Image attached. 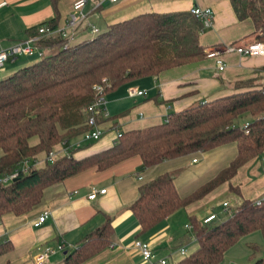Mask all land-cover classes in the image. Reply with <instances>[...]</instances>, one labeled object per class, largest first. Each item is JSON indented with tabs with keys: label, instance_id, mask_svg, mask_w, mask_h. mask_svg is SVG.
I'll use <instances>...</instances> for the list:
<instances>
[{
	"label": "trees",
	"instance_id": "1",
	"mask_svg": "<svg viewBox=\"0 0 264 264\" xmlns=\"http://www.w3.org/2000/svg\"><path fill=\"white\" fill-rule=\"evenodd\" d=\"M229 3L235 18L250 20L254 40L264 44V0ZM49 27L54 28L52 24ZM201 30V23L189 12L145 14L111 25L92 39L71 43L53 36L38 42L42 57L0 80V177L28 163L25 173L18 172L9 183L0 185V218L8 213H28L39 204L45 188L90 169L100 172L138 157L137 172H141L163 161L235 144L236 155L228 166L185 198L177 196L171 175L141 185L129 211L143 234L227 182L243 164L261 155L264 119L255 118L264 115V86L199 103L168 115L156 126L119 133L110 148L81 159L73 158L77 148L41 169L30 164L36 155H47L55 145L68 143L88 130L86 108L95 99L94 86L103 87L105 95L203 60L204 51L198 43ZM246 116L251 119L244 134L235 122ZM100 119L96 117L97 125ZM31 139L37 143L30 146ZM214 220L205 225L189 221L197 248L176 264H219L229 248L254 232L264 243V199L258 206L243 201L226 212L223 222ZM111 221L104 216L99 227L63 255L62 264H81L108 247L113 236ZM248 249L254 256L257 247ZM5 251L0 244V255ZM254 264H264V256Z\"/></svg>",
	"mask_w": 264,
	"mask_h": 264
},
{
	"label": "crops",
	"instance_id": "2",
	"mask_svg": "<svg viewBox=\"0 0 264 264\" xmlns=\"http://www.w3.org/2000/svg\"><path fill=\"white\" fill-rule=\"evenodd\" d=\"M74 1L0 0V51L35 37L40 26H65ZM193 7L208 9L212 14L208 27L201 23L198 43L203 51L254 41L256 35L251 21H238L229 0H119L114 4L106 0H88L81 10L83 19L72 31L70 42L92 39L109 26L137 16L190 13ZM221 58L225 64L222 72L214 68L213 60L204 58L106 93V117L100 116L102 119L98 124L102 136L96 142L82 143L80 149L73 153V158L81 159L110 148L115 141V131L143 130L162 124L170 114L235 95L242 88L239 83L249 81L252 90L264 86V57L239 58L234 54H222ZM34 61V57L9 58L0 68V80ZM128 89L144 91L145 96L129 98ZM36 143V139L29 141L30 146ZM66 145L61 143L52 147L56 159L67 155L64 152ZM235 155V144L228 143L206 153L163 161L141 172H137L139 158L132 157L104 171L90 169L51 185L42 191L39 204L28 213L1 216L0 244H4L6 251L0 255V264H35V257L44 249L56 250L58 246L62 249L54 251L43 264H62L63 255L99 227L104 216L112 220V242L81 264H142L132 248L136 241L146 242L155 258L176 264L181 260L177 252L179 248H185L188 255L197 248L192 232L185 229L190 220L200 223L207 216L214 215V221L223 222L226 212H231L241 202L264 199V151L243 164L227 182L143 234L129 211L138 188L157 177L171 175L177 196L185 198L211 181ZM45 156L44 153L36 155L30 164L35 169L43 168ZM92 190L105 192L88 200ZM223 204L227 205L225 210ZM44 212L47 213L46 220L33 227V222ZM253 245L257 247L254 256L248 249ZM259 248L264 249V243L261 235L254 232L229 248L219 264L254 263L263 256L261 251L256 258Z\"/></svg>",
	"mask_w": 264,
	"mask_h": 264
},
{
	"label": "built area",
	"instance_id": "3",
	"mask_svg": "<svg viewBox=\"0 0 264 264\" xmlns=\"http://www.w3.org/2000/svg\"><path fill=\"white\" fill-rule=\"evenodd\" d=\"M88 0H75L72 4L71 13L68 16V20L66 25L60 28H48L45 26H40L37 28V35L32 37L24 42L13 44L5 50L0 51V68L2 65L9 59L18 56L24 57H34L39 59L42 57V51L37 47L38 42L48 37L58 36L59 38L70 41L72 39V31L78 26V24L82 21L83 16L81 15V10L84 7ZM119 0H106L107 3L114 4ZM190 13L205 27H208L211 22L212 14L208 9H200L198 7H193L190 10ZM95 32V30H93ZM222 54H234L239 58H258L264 57V44L260 42H250L247 44H229L223 46L221 48H209L204 51V55L206 59L213 60L214 68L218 72H222L225 68V64L222 61ZM93 92L95 95V99L87 108L86 111L89 113V117L86 121V126L88 130L82 134L78 140H75L70 143H64L66 145L64 152L68 154V151L71 149H77L80 147L82 143L95 142L99 140L102 136L103 132L99 129L98 125L95 123L96 117H106L105 112V100L103 95V87L94 86ZM127 96L129 98L145 96L144 91H137L135 89H128ZM264 119V115L257 116L255 119ZM250 121H245L239 128L247 134V129ZM115 133V139L118 137V132ZM67 156V155H66ZM56 160V155L52 151L45 156V164L52 163ZM192 162H195L193 160ZM28 163H23L18 171H14L12 174L8 176L0 177V185H5L9 183L13 178L16 177L18 172L25 173L27 170ZM105 190L95 191L92 190L90 194L87 196L88 200H93L98 194H104ZM262 200H256L253 202L255 206L260 205ZM227 205L223 204L222 208L226 209ZM47 218V213L44 212L40 214L36 220L33 222V227H38L41 225ZM215 218L214 215H209L201 221V224L205 225L212 221ZM185 229L190 231L191 227L189 225L185 226ZM135 253L138 255L142 264H167L165 259L155 258L152 253L150 246L146 242L136 241L132 246ZM62 248L58 246L56 250L52 249H44L41 253H39L34 261L35 264H43L47 258L54 253V251H60ZM178 256L182 259L188 256L185 248L178 249Z\"/></svg>",
	"mask_w": 264,
	"mask_h": 264
},
{
	"label": "rangeland",
	"instance_id": "4",
	"mask_svg": "<svg viewBox=\"0 0 264 264\" xmlns=\"http://www.w3.org/2000/svg\"><path fill=\"white\" fill-rule=\"evenodd\" d=\"M253 42H256L255 40L253 41ZM32 60V59H31ZM239 85V87H242L241 88V90L239 89V90H237L239 93H236V94H240V93H244V92H247V91H251L252 89H251V83L249 82V81H245V82H242V83H239L238 84ZM250 88V89H249ZM246 89H248V90H246ZM234 95V94H233ZM106 98H104V100H105ZM105 103H106V105H107V99L105 100ZM258 116V115H257ZM255 117V116H254ZM251 119V117H249V116H246V117H244V118H242L241 120H239V121H236L235 123L236 124H238V125H241L244 121H249ZM53 152V151H52ZM54 153V152H53ZM215 222H217V221H215ZM261 251H262V255L264 256V249H260L259 248V253H257L256 254V258L257 257H259V255H261ZM262 256V257H263ZM255 262V261H254ZM248 263H250V264H254L253 263V261H251V262H248Z\"/></svg>",
	"mask_w": 264,
	"mask_h": 264
}]
</instances>
